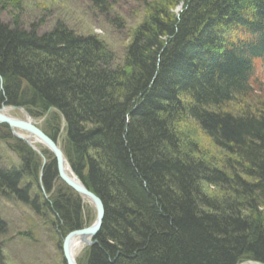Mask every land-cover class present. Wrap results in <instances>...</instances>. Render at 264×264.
Wrapping results in <instances>:
<instances>
[{
	"label": "trees",
	"instance_id": "trees-1",
	"mask_svg": "<svg viewBox=\"0 0 264 264\" xmlns=\"http://www.w3.org/2000/svg\"><path fill=\"white\" fill-rule=\"evenodd\" d=\"M88 1L110 14V0ZM137 1L142 20L116 68L96 36L0 24V103L30 116L53 111L47 135L59 138L63 124L70 168L103 203L102 226L78 264H264V101L233 109L264 57V0ZM189 124L219 159L196 144L187 150ZM46 153L48 193L58 178ZM31 157L23 171H0V195L8 189L30 204L18 184L38 166ZM65 190L42 202L62 234L89 223Z\"/></svg>",
	"mask_w": 264,
	"mask_h": 264
},
{
	"label": "rangeland",
	"instance_id": "rangeland-1",
	"mask_svg": "<svg viewBox=\"0 0 264 264\" xmlns=\"http://www.w3.org/2000/svg\"><path fill=\"white\" fill-rule=\"evenodd\" d=\"M147 1L154 2V0ZM170 1L174 2V0ZM109 3L112 7L110 14L104 16L88 0H0V24L25 33L33 31L38 34L50 32L60 24L76 36H96L113 54L114 60L110 67L116 68L122 65L125 48L130 41V32L142 20L143 13L142 4L137 0H110ZM182 10L183 4L180 3L171 8L170 13L178 16ZM253 70L250 95L244 97L240 103H235L234 108L231 105L237 111L256 109L258 103L264 101V61L259 62ZM2 106L13 108L8 112V117L27 120L25 119L27 112L23 108L0 103V108ZM52 112L49 110L47 114L42 113L39 116L27 114L33 124L47 135L50 127L48 121ZM63 132V124H61L60 137L55 140L61 150ZM15 133L16 130L12 131L6 125L0 124V171H23L25 163L22 158L32 155L33 162H37L38 166L35 167L33 174L32 171L27 170L28 176H24L21 183L29 184L27 199L30 204H34L36 200L34 206L37 209L33 205L26 204L8 189L0 195V218L6 227L5 233L0 235V253L3 262L4 264H64L62 238L59 235L60 223L57 222L52 211L44 209L42 202L57 196L58 193L68 194L65 189L69 188L57 176L58 180L50 192L45 191L42 178L50 156L46 153V149L37 143L33 145L38 153L35 152L28 145L27 139H20ZM183 139L189 152L191 146L196 144L200 152L212 155L213 159L221 157L219 150L214 148L193 124L185 126ZM23 147L29 150V155ZM21 151L22 153L24 151L25 155L21 154ZM33 175L36 180H33ZM216 192V189L205 188V193L209 196H215ZM72 193L75 194L73 191ZM83 203L87 207L84 210V217L87 218V223L89 222L87 225L90 226L96 214L87 203ZM83 252L77 256V264L83 260ZM249 262L253 261L239 264Z\"/></svg>",
	"mask_w": 264,
	"mask_h": 264
},
{
	"label": "water",
	"instance_id": "water-1",
	"mask_svg": "<svg viewBox=\"0 0 264 264\" xmlns=\"http://www.w3.org/2000/svg\"><path fill=\"white\" fill-rule=\"evenodd\" d=\"M3 109H13V108H7L3 106L0 108V124L6 125L12 131L18 130L20 132H24V133L26 132L30 136L35 137L37 140L35 142H37V144L44 147L52 155L54 159V163H55V169H56L57 176L62 181V183L65 186H67L69 189H71L78 197H80L81 199L82 198L86 199L88 202H90L92 204V207L95 210L96 217H95L94 222L90 226L80 229L78 231H74L70 233L68 236H66L65 239H63L62 255H63L64 263L65 264H77L75 260L71 257V254L69 253V246H68L69 239L72 236H76V237H79L81 241L83 242V244L86 246H90L93 244L92 241L96 237L97 233L99 232L102 226L103 218H104L103 203L94 193L90 192L83 185V183L79 180V178L73 173L62 150L57 145L55 140L50 138L48 135L43 133L38 127H36L33 124V121L30 119V117H27V120L25 121L13 119V118L3 115L1 113ZM16 109H20V108H16ZM20 111L22 110L20 109ZM22 112L24 113V111ZM27 143L35 152H37L35 147L32 146V144L28 140H27ZM63 164L67 166L71 176H68L67 174L63 172ZM0 264H4L1 253H0ZM244 264H259V263L249 262V263H244Z\"/></svg>",
	"mask_w": 264,
	"mask_h": 264
},
{
	"label": "bare ground",
	"instance_id": "bare-ground-1",
	"mask_svg": "<svg viewBox=\"0 0 264 264\" xmlns=\"http://www.w3.org/2000/svg\"><path fill=\"white\" fill-rule=\"evenodd\" d=\"M251 81V80H250ZM2 104H4V105H7V103H6V101H3L2 102ZM9 105V104H8ZM12 106V105H11ZM10 111V109H3L2 111H1V113L3 114V115H5V116H8V112ZM27 117H30L27 113H25V119H27ZM31 118V117H30ZM18 137H20L21 139H27L31 144H32V146L35 144V143H37V142H35V141H37L36 140V138L35 137H32V136H30L29 134H27L26 132L24 133V132H20V131H18V130H16V133H15ZM8 171V170H7ZM63 172L65 173V174H67L68 176H71V174H70V172H69V169L67 168V166L65 165V164H63ZM20 184V185H19ZM19 184H18V188H19V190L20 191H23V190H25V191H29V184H25V183H21V182H19ZM23 185V186H22ZM90 191V190H89ZM90 192H92V191H90ZM93 193V192H92ZM80 198V197H79ZM80 201H81V204L83 205V207H84V210H85V206H84V203L83 202H85V203H87V206H90L93 210H94V208L92 207V204L90 203V202H88L86 199H81L80 198ZM91 210V209H90ZM95 211V210H94ZM96 214V213H95ZM0 220H1V218H0ZM95 220V219H94ZM2 221V220H1ZM2 223L4 224V228L2 229V231H0V235H2V234H4L5 233V231H6V227H5V223L2 221ZM86 225V224H85ZM58 226V225H57ZM86 227H88V225H86V226H84V227H82V228H80V229H83V228H86ZM80 229H76V230H71V231H68V232H66V234H62L60 231H59V235L61 236V238H62V241H61V244H62V242H63V239H65V237L66 236H68L70 233H72V232H74V231H78V230H80ZM65 230V229H64ZM94 240V239H93ZM93 242V241H92ZM93 244H94V242H93ZM92 244V245H93ZM92 245H90V246H92ZM68 246H69V253L71 254V257L75 260V262H76V258H77V256L79 255V254H81V252L82 251H84L85 250V248H87V247H90V246H86V245H84L83 244V242L81 241V239L79 238V237H76V236H72L70 239H69V242H68ZM65 264V263H64Z\"/></svg>",
	"mask_w": 264,
	"mask_h": 264
}]
</instances>
